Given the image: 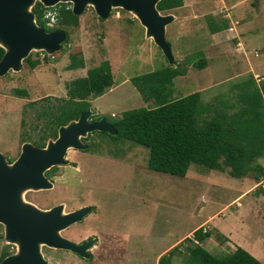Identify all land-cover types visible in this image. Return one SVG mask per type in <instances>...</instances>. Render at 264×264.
<instances>
[{
	"label": "rangeland",
	"instance_id": "rangeland-1",
	"mask_svg": "<svg viewBox=\"0 0 264 264\" xmlns=\"http://www.w3.org/2000/svg\"><path fill=\"white\" fill-rule=\"evenodd\" d=\"M160 13L174 15L166 26V39L172 65L184 71L173 79L174 97L199 91L202 103H218L238 91L233 85L237 82L249 77L256 84L263 82L264 0H183L182 6ZM79 20L78 26L66 27L69 41L60 51L43 60L32 51L38 66L31 68L22 60L20 71L0 76V153L5 160L16 159L22 145L39 135L36 127L43 119L35 118L30 102H55L65 96L71 79L84 76L104 60L110 62L114 86L91 99L96 116L111 120L127 109L154 106L143 101L130 78L168 62L153 40L145 37L136 17L114 7L107 19H100L89 5ZM224 22L221 31L212 32V24ZM201 58L207 65L198 69L193 64ZM74 63L81 68L74 70ZM15 89L25 90L26 95L15 96ZM107 134L93 133L86 140L88 150L69 149L65 158L70 164L49 171L50 189L21 192L24 203L40 210L60 203L64 212L93 207L82 221L60 231L76 243L94 238L90 256L40 245L49 264H158L157 255L182 242L207 215L215 216L207 226L229 225L235 242L264 263V194L258 193L264 189V178L255 182L252 173L234 178L196 164H190L183 176L155 171L147 165V147ZM257 161L264 164V156ZM209 230L210 241V237L198 242L187 236L217 256L234 247L221 242L218 230ZM4 233L0 223V254L6 250L13 255L17 245L7 241ZM189 243L180 245L170 264H192L186 262Z\"/></svg>",
	"mask_w": 264,
	"mask_h": 264
},
{
	"label": "trees",
	"instance_id": "trees-1",
	"mask_svg": "<svg viewBox=\"0 0 264 264\" xmlns=\"http://www.w3.org/2000/svg\"><path fill=\"white\" fill-rule=\"evenodd\" d=\"M183 5V0H159L156 4L160 12H165ZM58 13L57 26H46L44 12L49 7L36 1L31 7L36 23L47 31L63 30L66 33L64 46L69 41L66 30L68 26H78L79 16L71 11L69 2H59L53 6ZM226 22L211 26L213 33L221 31ZM38 54V52H36ZM4 49L0 47V58ZM27 65L35 68L40 64L31 53L24 59ZM198 69L204 68L207 61L197 59L194 64ZM77 67V64H72ZM184 74L181 68L167 64L151 71H146L130 78L131 84L141 95L145 103L153 107H139L124 110L119 117L109 120L117 130L116 135L107 134L109 138H123L149 149L147 165L150 169L183 176L190 164L200 165L212 171L225 172L234 178H244L249 173L253 180L259 182L264 177V164L257 161L264 156V80L256 84L252 77L233 85L238 91L218 103H202L199 91L174 97L173 79ZM114 84L111 65L108 60L86 70V75L70 80L66 85L65 96L55 102L46 99V103L29 105L35 110V118L43 119L36 127L39 135L29 138L37 147H45L49 139H56L58 128L77 120L80 113L91 108V99L101 96ZM15 96L26 95L25 90L15 89ZM99 119L104 115H92ZM87 137L81 138L83 142ZM26 141V140H25ZM88 150V149H87ZM264 194L259 188L258 193ZM210 237L209 231L199 227L193 231V238L202 242ZM190 242L185 250L186 262L192 264H264L245 248L236 246L234 250L223 255H214L186 236L158 258V264H170L174 252L184 242ZM221 242L224 240L221 239ZM189 243V244H190ZM195 245V246H194ZM185 254V253H184ZM1 252L0 260L8 256Z\"/></svg>",
	"mask_w": 264,
	"mask_h": 264
},
{
	"label": "water",
	"instance_id": "water-1",
	"mask_svg": "<svg viewBox=\"0 0 264 264\" xmlns=\"http://www.w3.org/2000/svg\"><path fill=\"white\" fill-rule=\"evenodd\" d=\"M36 1L45 7L69 2L76 16L90 5L100 19H107L114 7L131 12L144 27L145 37L159 47L168 64L174 63L171 45L166 39V26L173 22L174 15L161 14L156 7L159 0H0V47L4 49L0 76L9 70L20 71L22 60L32 51L51 55L61 49L65 31H47L36 23L31 11ZM92 115L93 110L89 108L81 112L77 120L60 126L57 138L48 141L45 147L25 142L20 156L12 163L0 153V223L5 227V239L17 245V252L6 256L0 264H49L40 245L70 251L83 258L90 256L94 238L76 243L60 234L61 230L82 221L90 213V206L64 212V205L60 203L40 210L24 203L21 192L51 188L52 182L45 176V171L55 165L67 164L68 149L86 150L88 145L81 138L89 133L117 134L105 117L90 119Z\"/></svg>",
	"mask_w": 264,
	"mask_h": 264
},
{
	"label": "crops",
	"instance_id": "crops-1",
	"mask_svg": "<svg viewBox=\"0 0 264 264\" xmlns=\"http://www.w3.org/2000/svg\"><path fill=\"white\" fill-rule=\"evenodd\" d=\"M74 70H76V69H74ZM86 75V74H85ZM84 75V76H85ZM79 77H82V76H79ZM77 78V77H76ZM74 79V78H73ZM72 80V79H71ZM112 86H114V84L112 85ZM112 86L107 90V91H109L111 88H112ZM106 91V92H107ZM105 93V92H104ZM103 93V94H104ZM102 94V95H103ZM101 95V96H102ZM97 98V97H96ZM95 99V98H94ZM91 103H92V100H91ZM92 107V106H91ZM93 110V109H92ZM93 114H95V112L93 111ZM111 114H113L112 116H114V112H112ZM68 151H69V149L67 150V152H66V154L68 153ZM214 215V214H213ZM236 216H237V214H236ZM215 218V216L214 217H212V215H207V217L205 218V219H203L202 221H200V223H198L197 225H195L192 229H191V231L190 232H188L186 235H184L182 238H184V237H186L187 235H189V234H192V232L195 230V229H197V228H199L200 226H203V228H204V230L205 229H207L208 231H210L209 229H212V228H215L216 230H218V234H219V236L221 237V239L222 240H224V242H223V244H225V245H228V243L230 244V243H232V245L234 246L231 250H229L228 252H230V251H232V250H234L235 249V247L236 246H240V244L239 243H237V242H235V235L232 233V227H230L229 225H226V224H224V223H222V222H219V223H217V224H213V225H211V227L210 226H207L206 225V223L207 222H211V221H213V219ZM191 236V235H190ZM210 240H212V238L210 237L207 241H210ZM166 249V248H165ZM164 249V250H165ZM249 252H251L250 250H249ZM252 254H254L253 252H251ZM162 254V252H160L158 255H157V259L159 258V256Z\"/></svg>",
	"mask_w": 264,
	"mask_h": 264
},
{
	"label": "built area",
	"instance_id": "built-area-1",
	"mask_svg": "<svg viewBox=\"0 0 264 264\" xmlns=\"http://www.w3.org/2000/svg\"><path fill=\"white\" fill-rule=\"evenodd\" d=\"M43 17L46 20L45 24L47 27L54 28L57 26L56 22H57L58 13L54 7H49L48 9H46ZM49 55L50 54H47L43 51H38V58L40 60H43L45 57H47Z\"/></svg>",
	"mask_w": 264,
	"mask_h": 264
},
{
	"label": "flooded vegetation",
	"instance_id": "flooded-vegetation-1",
	"mask_svg": "<svg viewBox=\"0 0 264 264\" xmlns=\"http://www.w3.org/2000/svg\"><path fill=\"white\" fill-rule=\"evenodd\" d=\"M33 145H34V144H33ZM86 150H87V149H86ZM21 152H22V148H21ZM21 152L19 153L18 157L20 156ZM18 157H17V158H18ZM65 157H66V156H65ZM17 158H16V159H17ZM16 159L7 158L6 161H7L8 163H12V162H14ZM67 164H70V161H68ZM64 165H65V164H64ZM57 166H59V165L52 166V167H50L49 169H47V170L45 171L44 174H45V176L49 179V181H51L50 178H53L52 175H49V171H51L54 167H57ZM52 181H53V180H52ZM52 181H51V182H52ZM52 185H53V182H52ZM48 189H50V188H48ZM53 206H54V205H53ZM90 207H91V206H90ZM92 209H93V207L90 208V213H91V210H92ZM90 213H89V214H90ZM5 251H6V250H5ZM8 254H9V253H8ZM0 255H1V254H0ZM9 255H10V254H9ZM0 263H1V262H0Z\"/></svg>",
	"mask_w": 264,
	"mask_h": 264
},
{
	"label": "clouds",
	"instance_id": "clouds-1",
	"mask_svg": "<svg viewBox=\"0 0 264 264\" xmlns=\"http://www.w3.org/2000/svg\"><path fill=\"white\" fill-rule=\"evenodd\" d=\"M71 4V3H70ZM53 7V6H52ZM113 115V114H112ZM264 178V177H263ZM263 178H261V180L263 179ZM260 180V181H261ZM200 227H202L203 228V226H200ZM203 231H206V229L204 230V228H203ZM191 236L193 237V232H192V234H191Z\"/></svg>",
	"mask_w": 264,
	"mask_h": 264
}]
</instances>
